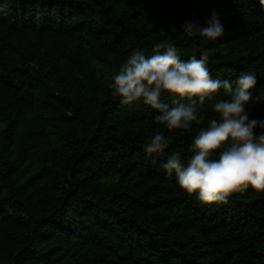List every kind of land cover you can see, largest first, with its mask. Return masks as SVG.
<instances>
[{"label": "trees", "instance_id": "trees-1", "mask_svg": "<svg viewBox=\"0 0 264 264\" xmlns=\"http://www.w3.org/2000/svg\"><path fill=\"white\" fill-rule=\"evenodd\" d=\"M213 10L223 37L182 32ZM158 42L206 49L214 78L255 71L249 115L264 118L259 0H0V264H264V192L189 195L162 164L191 135L150 156L157 110L111 95L131 50Z\"/></svg>", "mask_w": 264, "mask_h": 264}, {"label": "clouds", "instance_id": "clouds-1", "mask_svg": "<svg viewBox=\"0 0 264 264\" xmlns=\"http://www.w3.org/2000/svg\"><path fill=\"white\" fill-rule=\"evenodd\" d=\"M259 3L264 7V0ZM181 27L189 38L216 41L225 35L216 10L204 23L188 19ZM171 28L176 31L174 25ZM208 64L206 49L182 59L176 45L158 42L151 55L132 49L108 87L121 105L157 110L154 121L163 128L157 127L144 143L146 154H165L171 144L166 132L191 135L186 154L172 149L162 164L165 175L174 176L189 195L212 203L227 202L233 193L249 187L264 192V118L249 115L257 73L241 71L232 82L214 78Z\"/></svg>", "mask_w": 264, "mask_h": 264}]
</instances>
